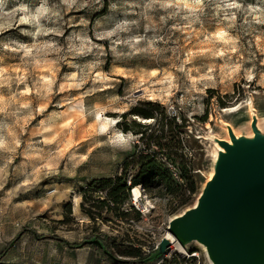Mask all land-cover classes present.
Returning <instances> with one entry per match:
<instances>
[{"label": "rangeland", "instance_id": "374dc122", "mask_svg": "<svg viewBox=\"0 0 264 264\" xmlns=\"http://www.w3.org/2000/svg\"><path fill=\"white\" fill-rule=\"evenodd\" d=\"M147 103L184 126L183 166L159 154L172 177L119 210L139 219L93 222L81 192L159 131L123 116ZM254 119L264 136V0H0V264H111L96 236L157 250L216 169L225 126L247 137ZM165 254L217 264L199 242Z\"/></svg>", "mask_w": 264, "mask_h": 264}, {"label": "water", "instance_id": "95a60500", "mask_svg": "<svg viewBox=\"0 0 264 264\" xmlns=\"http://www.w3.org/2000/svg\"><path fill=\"white\" fill-rule=\"evenodd\" d=\"M253 143L231 135L225 141L216 175L208 181L197 208L174 218L169 234L181 248L193 242L205 246L217 264H264V136L256 128ZM173 244L165 238L159 252Z\"/></svg>", "mask_w": 264, "mask_h": 264}, {"label": "trees", "instance_id": "16d2710c", "mask_svg": "<svg viewBox=\"0 0 264 264\" xmlns=\"http://www.w3.org/2000/svg\"><path fill=\"white\" fill-rule=\"evenodd\" d=\"M129 115L147 120L154 119L155 121H160L159 131L151 130L150 134H147L146 131L141 133L140 140L143 142V146L146 147L141 151L138 150L137 153L125 161L122 175H117L115 178L94 179L86 189L82 190L81 211L93 222H97L98 220L106 221L107 218L104 217V213L113 214L119 217L121 221L127 222L132 211L135 212V220L139 219L140 213L134 210V207L131 208L132 211L119 212V210L130 199L133 188L142 186L149 189L153 187L154 181H156L158 176H161V180L172 177L169 173L170 171L165 168V164L160 159L159 154L163 153L168 162L174 167L183 166L181 162L184 161V155H180V151H182L180 135L184 133L182 131L184 126L176 123L175 118L169 119L165 107H162L158 103H147L146 107H135L131 113L124 114L123 116L125 118ZM165 123L169 125V131L165 129ZM153 148L157 151L153 150ZM131 170H136L135 175H130ZM186 174L183 177L191 180L192 187L189 190L194 192L193 176L190 173ZM173 183H169L167 187H170V190L175 189L178 191L180 185L175 184V181ZM189 190L187 189V192ZM46 239L55 240L51 237H47ZM111 241H105L103 238L97 236L91 241L92 247L103 256L104 261L111 264H159L162 260L161 264H196V259L186 260L175 257L171 261L164 260L166 254H161L159 249L146 255L143 254L140 247L129 246L126 250H123L118 245L112 247ZM64 244L70 249L82 248L80 245L73 246L67 242ZM86 246L88 245L84 247ZM3 255L0 256V259Z\"/></svg>", "mask_w": 264, "mask_h": 264}, {"label": "bare ground", "instance_id": "6f19581e", "mask_svg": "<svg viewBox=\"0 0 264 264\" xmlns=\"http://www.w3.org/2000/svg\"><path fill=\"white\" fill-rule=\"evenodd\" d=\"M254 121H255V119L253 120V123H254ZM253 123H252V125H253ZM102 125H103V127H105V121L104 122H102ZM230 126V125H229ZM226 127V129L228 130V138L227 139H219V141L218 142H223V141H225L226 143H228L229 145H231L233 148H237V146L234 144V142H233V140H232V137H231V135L232 134H234V136L238 139V140H243V141H245V142H249V143H253L254 141H255V138H256V132H255V130L252 128V133H250V135L249 136H247V137H244V136H241L240 134H237L236 133V131L234 130V129H232V128H228V126H225ZM256 128L262 133V135H263V132H262V130H261V128L259 127V125L257 124V122H256ZM222 147V146H221ZM227 154V151L222 147V149L220 150V153L218 154V156H216V159H215V162H216V164H218V162H219V159H220V154ZM215 175H216V169L215 170H213L211 173H210V175H209V178H208V181H211L214 177H215ZM202 194V193H201ZM201 196V195H200ZM199 196V197H200ZM134 197L136 198V199H138L139 197H140V193H139V190L137 189V188H135L134 189ZM198 203H199V198H198V200L196 201V204H195V206L193 207V209H195V208H197V206H198ZM167 239H169L170 241H172L173 242V245L176 247V249H178V247H179V245L176 243V241H175V239L168 233L167 234V237H166ZM203 246V245H202ZM204 247V246H203ZM180 249V248H179ZM185 249H186V247L185 248H181V251H185ZM182 253V252H181Z\"/></svg>", "mask_w": 264, "mask_h": 264}]
</instances>
